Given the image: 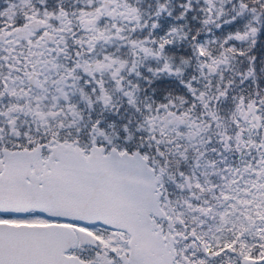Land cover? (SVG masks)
Returning a JSON list of instances; mask_svg holds the SVG:
<instances>
[{"label": "snow or ice", "instance_id": "1", "mask_svg": "<svg viewBox=\"0 0 264 264\" xmlns=\"http://www.w3.org/2000/svg\"><path fill=\"white\" fill-rule=\"evenodd\" d=\"M0 264H264V0H0Z\"/></svg>", "mask_w": 264, "mask_h": 264}]
</instances>
